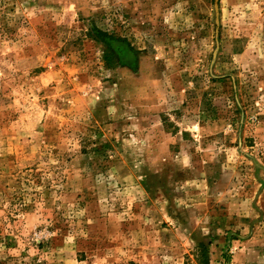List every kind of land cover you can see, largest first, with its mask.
<instances>
[{"label": "rangeland", "instance_id": "374dc122", "mask_svg": "<svg viewBox=\"0 0 264 264\" xmlns=\"http://www.w3.org/2000/svg\"><path fill=\"white\" fill-rule=\"evenodd\" d=\"M0 264H264V0H0Z\"/></svg>", "mask_w": 264, "mask_h": 264}]
</instances>
